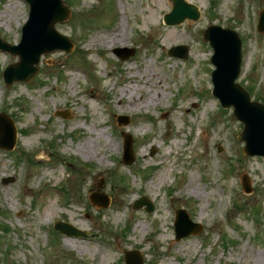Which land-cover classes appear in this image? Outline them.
Returning <instances> with one entry per match:
<instances>
[{"label": "rangeland", "instance_id": "obj_1", "mask_svg": "<svg viewBox=\"0 0 264 264\" xmlns=\"http://www.w3.org/2000/svg\"><path fill=\"white\" fill-rule=\"evenodd\" d=\"M63 1L70 16L55 27L71 53L43 54L29 82L6 85L3 70L19 58L0 50V112L18 128L15 148L0 149V264H126L135 249L144 264H264V157L244 154L243 123L211 93L213 50L203 38L211 24L239 33L238 81L264 103V0H187L200 18L173 26L163 21L171 0ZM28 16L25 0H0V37L19 43ZM174 45L188 57L169 56ZM115 47L135 51L122 59ZM151 94L161 99L140 104ZM120 115L130 122L119 125ZM96 191L108 207L91 203ZM142 196L152 212L134 208ZM178 208L203 224L199 234L176 239ZM56 220L87 235L65 236Z\"/></svg>", "mask_w": 264, "mask_h": 264}, {"label": "water", "instance_id": "obj_2", "mask_svg": "<svg viewBox=\"0 0 264 264\" xmlns=\"http://www.w3.org/2000/svg\"><path fill=\"white\" fill-rule=\"evenodd\" d=\"M30 3L29 19L23 27L21 42L17 45L9 44L0 39V48L19 56V61L9 65L4 71L7 84L17 80H30L38 71V64L43 53L60 49L71 52L74 44L66 35L59 33L55 24L65 21L70 16L69 8L63 0H27ZM173 9L165 14V22L175 25L186 18L197 20L200 16L198 7L186 0H172ZM258 29L264 32V11L261 12ZM204 37L213 46L215 53L212 62L216 65L213 71L214 94L218 96L225 107H234V115L244 123L239 139L245 142L244 153L248 155L264 156V104L251 101L246 91L236 79L241 70L242 52L241 40L236 31L223 28L220 25H211L204 31ZM116 51L125 58L133 51L118 48ZM170 54L187 56V47L177 46L169 50ZM66 117L64 112H58ZM17 142V127L13 119L7 114H0V148L12 150ZM133 160L132 140L128 136L126 141L125 162ZM243 187L251 192L250 179L243 178ZM91 200L99 206H108L109 198L103 193H93ZM147 204V210L152 211L153 206L146 198L136 202V208ZM55 228L68 234L78 235L81 231L69 223L58 221ZM177 239L197 233L201 230L200 224L194 223L184 209L177 211L175 220ZM126 264H143L139 251L126 252Z\"/></svg>", "mask_w": 264, "mask_h": 264}, {"label": "bare ground", "instance_id": "obj_3", "mask_svg": "<svg viewBox=\"0 0 264 264\" xmlns=\"http://www.w3.org/2000/svg\"><path fill=\"white\" fill-rule=\"evenodd\" d=\"M17 6V5H16ZM15 9V8H14ZM120 35L118 34V33H114V38H117V37H119ZM131 67V66H130ZM149 74V75H148ZM148 74H146V75H143L142 76V78L148 83V82H150L151 80H152V78H153V74H152V72L151 71H149L148 72ZM148 86H149V84H147ZM150 87V86H149ZM124 91H123V93H125L126 92V90L127 89H123ZM131 102L130 103H136V99H135V97H133V96H131ZM158 99H161V97H160V95L158 94H151V95H149L146 99H144L143 101H141V103L140 104H142V105H144L145 107H150V106H152V105H154V104H156L157 102H158ZM121 101H123V98H121ZM193 189H194V187H192ZM194 192H195V189L193 190ZM73 244L74 245H76V243L75 242H73ZM81 247V246H80ZM121 248V246L119 245V249ZM257 259L260 261V259H262V258H260V256H259V258L257 257ZM262 262L264 263V259H262Z\"/></svg>", "mask_w": 264, "mask_h": 264}]
</instances>
